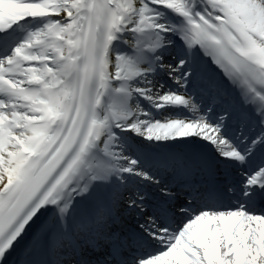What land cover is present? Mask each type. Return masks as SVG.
<instances>
[{"label": "snow or ice", "instance_id": "1", "mask_svg": "<svg viewBox=\"0 0 264 264\" xmlns=\"http://www.w3.org/2000/svg\"><path fill=\"white\" fill-rule=\"evenodd\" d=\"M0 264H264V0H0Z\"/></svg>", "mask_w": 264, "mask_h": 264}]
</instances>
